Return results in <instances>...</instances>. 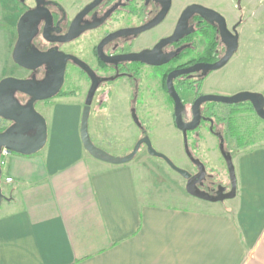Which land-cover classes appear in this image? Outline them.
<instances>
[{
    "label": "crops",
    "instance_id": "crops-1",
    "mask_svg": "<svg viewBox=\"0 0 264 264\" xmlns=\"http://www.w3.org/2000/svg\"><path fill=\"white\" fill-rule=\"evenodd\" d=\"M195 2L224 17L222 5L233 3L187 0ZM15 7L13 0H0L2 77L12 69L4 64L14 40ZM245 12L251 19L252 13ZM247 22L242 19L237 32ZM216 73L207 79L205 92L264 96L261 76ZM47 104L36 110L46 122L45 146L31 156L11 153L1 166L0 264H250L257 257L264 243L263 149L230 153L236 175L231 200L156 202L152 189L159 191L157 185L151 189L132 161L109 165L84 151L81 94L64 93Z\"/></svg>",
    "mask_w": 264,
    "mask_h": 264
},
{
    "label": "flooded vegetation",
    "instance_id": "flooded-vegetation-1",
    "mask_svg": "<svg viewBox=\"0 0 264 264\" xmlns=\"http://www.w3.org/2000/svg\"><path fill=\"white\" fill-rule=\"evenodd\" d=\"M13 1L16 5V19L10 55L12 69L0 81L7 77L42 81L52 76L54 67L66 57L63 83L57 96L68 92L79 93L83 83L84 103L94 84L91 109L95 108L99 112L106 108L110 112L122 109L127 111L129 122L140 134L136 143L145 137L151 142L148 129L154 127V122L150 118H157L161 114L168 118L166 125L178 131L174 124V101L169 94V85L184 107V121L191 120V107L198 97L231 96L204 91L207 79L217 71L189 72L174 76L168 82L171 73L214 64L226 52L217 22L199 14L189 15L175 34L184 10L194 4L208 8L203 4L187 3L173 19L171 13L174 0H170L163 19L154 27L140 32L158 18L167 0ZM238 1L241 0H236V4ZM225 22L228 30L235 34L232 29L235 28L237 32L242 18H238L230 26L226 20ZM25 25H28L26 30ZM174 34L175 38L160 47L158 55L153 54L149 59L150 62L161 63L160 65L149 66L134 58L152 51L161 41L174 37ZM20 37L27 44L19 58L20 62L37 64V56L41 54H49L50 59L33 70L18 66L13 61L12 53ZM28 100L26 97L19 98L21 105H25ZM39 103L45 101L34 103V107ZM199 108L201 120L196 130L205 127L214 137L216 134L220 137L223 135V132H214V128L226 123L230 110L244 109L238 104L220 103H204ZM193 132L187 133V139L188 134ZM143 147L141 145L140 149ZM189 163L194 169L191 176H194L198 170L190 161ZM184 182L186 183L185 180ZM222 188L224 191L221 195L228 193L231 187L227 189L215 184L206 169L204 177L196 183V189L200 193L211 197L218 196Z\"/></svg>",
    "mask_w": 264,
    "mask_h": 264
},
{
    "label": "water",
    "instance_id": "water-1",
    "mask_svg": "<svg viewBox=\"0 0 264 264\" xmlns=\"http://www.w3.org/2000/svg\"><path fill=\"white\" fill-rule=\"evenodd\" d=\"M169 4L170 0H167L164 5L163 11L158 16V18H156L149 25L142 28L140 32L146 31L157 25L163 19L167 9L169 8ZM237 8L240 9L239 1L237 2ZM194 13L199 14L207 19L215 20L217 22L222 42L226 46V52L224 56L214 64L197 66L189 70L171 73L168 77V82H170L172 77L174 76H179L181 74L198 70H203L204 73L218 71L229 62V60L238 49V35L235 28L232 29L235 34L231 33L228 30L226 22L222 16H220L217 12L200 5H190L184 10L175 34L179 30V26L181 25V23H183L189 15ZM27 26L28 25H25V30ZM175 34L174 37L161 41L152 51L144 52L134 58L139 59L149 66L160 65L161 63L157 64L155 62H150L149 59L151 58V56H153V54L158 55V50L160 49V47L165 45V43L172 41L175 38ZM26 46L27 44L24 43V40L22 39V37H20L12 53L13 61L18 66L27 70H33L50 59L49 54H41L37 56V59H39V62H37V64L30 65L20 62L19 58L23 55ZM66 59V57L62 58L59 65L54 67L52 76H49V78L42 81H35L34 79H17L13 77H7L0 81V120L10 124V126H8L4 131L0 132V153L2 149H5L10 153L23 156H31L39 152L45 146L47 140L46 122L44 118L36 111L34 103L50 100L59 94L60 88L63 83V70ZM168 88L169 94L174 101L175 128L181 133L183 151L185 156L198 170V173L196 175L191 176V174L187 171L175 166L164 154L157 152L152 147V144L147 137L139 140L134 145L132 151L122 157L112 156L109 153L97 148L91 141L88 132V120L91 112V104L95 90L94 84H92L91 88L89 89L86 99L83 103L80 120V140L84 151L90 157L99 162L118 166L130 163L135 158L141 145H143L148 156L161 159L173 172L178 174L183 180L186 181L184 189L185 193L189 197L209 203H222L226 200L233 199L236 194L234 169L230 153L224 150L223 139L219 136V134L215 135V137L219 139L218 150L228 170L231 188L228 193L221 195V193L224 191V189L222 188L218 192V196L211 197L207 194L200 193L196 189V183L200 182V180L205 175V168L199 160H195L189 153L187 133L193 132L198 128L201 120L199 107L204 103H220L223 105L249 103L257 118L264 122V96L260 93L247 91L238 92L231 96H200L194 101L191 107V120L184 121L183 118L185 117V110L181 103V100L178 95L171 89L170 85ZM17 95L19 97H17ZM20 97H26L29 100L25 105H21L19 102ZM1 177L2 171L0 165V207L3 200L5 199L2 193Z\"/></svg>",
    "mask_w": 264,
    "mask_h": 264
},
{
    "label": "rangeland",
    "instance_id": "rangeland-1",
    "mask_svg": "<svg viewBox=\"0 0 264 264\" xmlns=\"http://www.w3.org/2000/svg\"><path fill=\"white\" fill-rule=\"evenodd\" d=\"M232 2V4H228L227 6L222 5L224 6L223 9L226 15L223 17L228 25H232L236 16L245 21L247 19L249 22L239 28V47L237 52L213 76L238 75L251 76L254 79L257 78L256 76H261V81L264 82V0L240 1V9L237 8L236 0H232ZM186 4L187 0H174L173 12L171 13L173 19ZM245 11L252 13L251 19L247 18L249 15ZM238 56H241V58ZM4 66L6 69L11 67L10 59ZM14 73L16 75L19 74L18 72ZM82 85L83 83L81 84L82 89L79 92L81 95L85 90ZM47 102L48 100L45 103L37 104L35 109L40 111L48 105ZM90 113L88 130L91 133V141L97 148L115 157L125 156L132 151L136 139L140 134L129 122L128 114L109 112L108 108L100 112L92 108ZM123 118L126 120V125L123 122ZM167 119L162 114L158 115L157 118H150L154 122V127L148 129L152 147L157 152L164 154L175 166L192 174L194 169L184 154L182 136L178 131L166 125ZM232 120L236 132L242 136V143L246 147L264 150V122L257 118L254 112H239L232 117ZM8 126H10L9 123L0 120V131H4ZM224 129V126L219 125L214 128V132H222ZM187 140L189 153L195 160H199L205 166L206 172L212 176V181L222 187H227V189L230 188L231 182L228 170L218 150L219 140L210 134L205 127L196 130L192 134H188ZM234 146L233 140L229 139L225 143V150L231 153L236 150ZM131 164L144 172L151 185V189L152 187L155 188L154 185H157L156 187L159 191L152 189L153 194L156 195L154 201L164 203V200H166L168 204L175 202L184 204L187 200H198L189 197L185 193V182L178 174L173 172L161 159L148 156L144 147L138 151ZM234 176L236 182L235 172ZM255 252L257 257L249 259L248 263L264 264V243Z\"/></svg>",
    "mask_w": 264,
    "mask_h": 264
},
{
    "label": "trees",
    "instance_id": "trees-1",
    "mask_svg": "<svg viewBox=\"0 0 264 264\" xmlns=\"http://www.w3.org/2000/svg\"><path fill=\"white\" fill-rule=\"evenodd\" d=\"M238 106L241 108V107H244V109H234V110H230L227 114V118H226V123L224 122V127L225 129L222 131L223 132V138L221 136V138L223 139V142H224V150H225V143L231 139L233 140L235 146L234 148L236 149H243L246 147L245 144L242 143V136L238 135V133L236 132V129L234 128V123H233V120H232V117L236 114H238L239 112L240 113H249V112H253L251 106L249 103H240L238 104ZM2 132V131H0ZM226 151V150H225ZM228 152V151H226Z\"/></svg>",
    "mask_w": 264,
    "mask_h": 264
},
{
    "label": "built area",
    "instance_id": "built-area-1",
    "mask_svg": "<svg viewBox=\"0 0 264 264\" xmlns=\"http://www.w3.org/2000/svg\"><path fill=\"white\" fill-rule=\"evenodd\" d=\"M10 154L11 153L9 151L5 150V149L1 150V153H0V165L1 166L4 163V159L8 158ZM5 182L6 183H11V179H6Z\"/></svg>",
    "mask_w": 264,
    "mask_h": 264
}]
</instances>
